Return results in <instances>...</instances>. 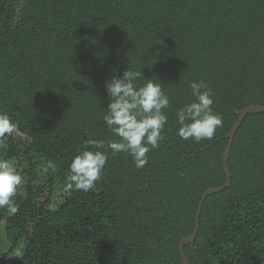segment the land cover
Segmentation results:
<instances>
[{
    "label": "trees",
    "instance_id": "1",
    "mask_svg": "<svg viewBox=\"0 0 264 264\" xmlns=\"http://www.w3.org/2000/svg\"><path fill=\"white\" fill-rule=\"evenodd\" d=\"M17 1L0 0V112L16 125L0 159L32 181L15 214L0 207V264H181L201 194L225 182L238 112L264 106V0ZM128 66L137 86L156 78L169 96L164 139L143 169L109 153L94 189H69L84 142L115 139L105 84ZM199 80L223 124L184 141L176 111ZM227 167L183 245L189 264H264V113L244 117Z\"/></svg>",
    "mask_w": 264,
    "mask_h": 264
},
{
    "label": "clouds",
    "instance_id": "2",
    "mask_svg": "<svg viewBox=\"0 0 264 264\" xmlns=\"http://www.w3.org/2000/svg\"><path fill=\"white\" fill-rule=\"evenodd\" d=\"M141 72L129 66L122 77L113 75L106 82L109 103L103 121L115 139L89 138L69 166L67 187L88 192L96 187L108 162L109 153H127L137 169L148 164V153L157 149L164 139L162 133L168 124L165 110L170 106L169 96L156 78L145 79L143 85L136 81ZM192 100L176 111V134L184 141L211 140L223 124V117L213 110L214 93L203 80L190 82ZM16 125L7 113L0 112V147L5 134ZM94 149V150H90ZM22 177L14 164L0 159V207L11 214L18 208L14 197Z\"/></svg>",
    "mask_w": 264,
    "mask_h": 264
},
{
    "label": "water",
    "instance_id": "3",
    "mask_svg": "<svg viewBox=\"0 0 264 264\" xmlns=\"http://www.w3.org/2000/svg\"><path fill=\"white\" fill-rule=\"evenodd\" d=\"M249 113H264V106L252 105V106L244 108L238 112L237 119L235 120L234 124L232 125V127L229 130V133L226 136L227 145H226L224 154L222 156V167H223V171H224V175H225V182L223 185H221L217 188L206 190L205 192H203L201 194L200 199H199L198 204H197V207H196V211H195L193 231L189 237H186L179 242L181 264H189L186 257L183 254L182 248H183L184 244L193 243V241H194V237H195L197 226H198V218H199V215L201 212V206L203 204V201L206 199V197H208L212 194L221 192L230 182V174H229V170L227 167V159L229 156L230 147L232 144V139H233V136H234L236 130L241 125L242 120Z\"/></svg>",
    "mask_w": 264,
    "mask_h": 264
},
{
    "label": "rangeland",
    "instance_id": "4",
    "mask_svg": "<svg viewBox=\"0 0 264 264\" xmlns=\"http://www.w3.org/2000/svg\"><path fill=\"white\" fill-rule=\"evenodd\" d=\"M21 1L22 0H18L17 1V3H18V6L20 5V3H21ZM10 163H12V164H14V166L15 167H17V165L15 164V161H9ZM19 172V174H20V171H18ZM35 177L37 178L36 180H41V179H43V176H45V170H43V168H41L40 170H37L36 172H35ZM21 175V174H20ZM21 177H22V183L18 186V188L17 189H20L22 186H24V183L29 179V180H31L32 181V179L31 178H26L25 176H22L21 175ZM58 194V193H57ZM3 245V244H2Z\"/></svg>",
    "mask_w": 264,
    "mask_h": 264
}]
</instances>
